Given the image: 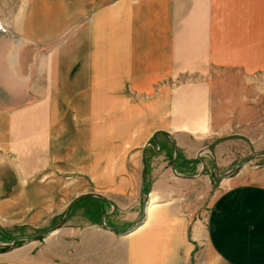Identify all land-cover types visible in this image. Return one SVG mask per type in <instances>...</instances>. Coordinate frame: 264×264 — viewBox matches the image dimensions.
I'll use <instances>...</instances> for the list:
<instances>
[{
  "label": "crops",
  "instance_id": "obj_1",
  "mask_svg": "<svg viewBox=\"0 0 264 264\" xmlns=\"http://www.w3.org/2000/svg\"><path fill=\"white\" fill-rule=\"evenodd\" d=\"M22 1L29 3L27 8L1 16L21 18L23 23L27 19L23 32L42 39L70 34L69 45H60L58 53L46 60H50L48 73L45 63L38 62V80L48 82L43 97L47 92L53 91L52 96L68 92L70 110L77 112L80 101L89 109V100L97 99L107 104V114L116 110L120 114L128 113L127 99L148 96L155 98L150 103L151 114L182 113L167 118L166 127L190 128L209 120L206 88L175 83L180 74L194 73L191 70L209 71L205 45L213 33L214 0ZM226 2L237 8L238 0ZM1 73L9 79L8 72ZM27 82L25 87L20 85L21 90ZM10 88L6 82L1 87L3 91ZM31 115L30 110L0 109V195L17 198L0 202V220H7L8 214L20 217L29 207L36 208L33 214L42 212V219L56 211L55 202H45L46 194H51L46 183L31 184L29 178L38 175L34 171L45 170L46 159H54L46 148L51 145L52 150L58 142L30 141L29 128L36 123L31 122ZM107 123L110 129L121 128L110 118ZM14 130L18 137L13 138ZM8 149L11 153L6 155ZM12 154L14 158H7ZM107 157L103 162L117 163L118 155ZM39 162L42 168L36 165ZM103 172L112 173L110 167ZM260 180L225 181L201 216L195 217L193 211L203 196L200 192L176 194L172 190L166 204H149L145 215L142 210L130 225L144 218L126 233L104 226L102 218L82 228L62 225L43 242L32 240L0 250V264H189L191 258L194 264H264V175ZM99 194L114 207L113 200L121 201ZM122 201L118 206H123L126 217L136 216ZM110 217L116 216L111 213Z\"/></svg>",
  "mask_w": 264,
  "mask_h": 264
},
{
  "label": "rangeland",
  "instance_id": "obj_2",
  "mask_svg": "<svg viewBox=\"0 0 264 264\" xmlns=\"http://www.w3.org/2000/svg\"><path fill=\"white\" fill-rule=\"evenodd\" d=\"M28 4L22 0H0V109H9L14 113L30 110L31 122H36L29 128L30 141L44 138L45 141L58 142L52 150H49L51 145L46 148L47 153L49 151L55 156L54 159H46L45 170H36L34 172L38 175L29 178L31 184L34 181L46 183L51 194H46L45 202H55L56 211L46 214L44 219L40 216L42 212L33 214L36 208L29 207L23 211L26 206L20 212V217L8 214L7 220H0V243H9V246L0 244V250L19 246L25 241L23 237L34 235L60 221L69 202L86 192L112 195L121 201L113 200L114 207L99 197L81 198L71 206L62 227L82 228L89 226L90 222H101L102 218L105 223L123 230L134 228L144 218L130 225L143 210V151L157 129H165L171 136L158 133V141L154 145H146L143 187L147 195L146 208L149 204H166L168 192L171 194L172 190L176 194L200 192L203 196L198 203L195 202L197 207L193 211L195 217L198 214L201 216L208 209L214 191L222 188L221 184L225 181L260 182L263 179L264 0H238L236 9L226 0H214L213 33L208 35L205 45L209 71L191 70L194 73L180 74L175 83L197 87L203 85L205 92L208 91L210 118L206 123L196 122L190 128L166 127L164 122L167 118L182 113L151 114L148 111L155 98L151 100L148 96L127 99L128 113L120 114L117 110L107 114V104L102 105L97 99L94 102L93 99L89 100V109L82 106L80 101L81 107L77 112L72 107L70 110L68 92L59 91L52 96V91L43 97L48 82L38 80V62L45 63L48 73L50 58L58 53L60 45H69L70 34L42 39L36 33L23 32L28 25L27 19L23 23L21 18L6 19L1 16H10L14 9L17 14ZM48 59L49 62L46 61ZM1 69L9 73V79L1 73ZM26 80V89L21 90L20 85L23 83L25 87ZM5 82L11 87L10 91L1 89ZM137 108L139 113H136ZM109 118L116 126L118 121L121 128L110 129L107 123ZM15 132L13 138L18 137V131ZM10 151L8 149L6 155ZM199 152L205 162L204 168ZM108 154L111 159L118 155L117 163L103 162L108 160ZM248 155L250 157L244 164L222 177ZM10 156L14 158L15 155L7 158ZM173 161L178 173L202 174L193 179L175 177ZM36 165L42 168V162ZM107 167L112 172L109 176L103 172ZM27 179L24 177L23 182L26 183ZM129 193L131 196H127ZM15 199L13 195H0V202ZM122 200L132 207L131 210H135L136 216L126 217L125 211H121ZM119 202L122 205L118 206ZM108 212L116 217H104ZM44 238L36 241L43 242ZM13 241L15 244L12 246ZM189 264H194V258Z\"/></svg>",
  "mask_w": 264,
  "mask_h": 264
},
{
  "label": "water",
  "instance_id": "obj_3",
  "mask_svg": "<svg viewBox=\"0 0 264 264\" xmlns=\"http://www.w3.org/2000/svg\"><path fill=\"white\" fill-rule=\"evenodd\" d=\"M158 133H165L166 135L168 136H171V134L167 131V130H163V129H157L153 132L152 134V140H149L147 141L146 145L148 144H151V145H154V142H157V134ZM146 145L144 147V151H143V169H142V182H141V196H142V199H143V210H144V215H145V209H146V202H147V195L144 193V190H143V187H144V184H145V175H146V160H145V150H146ZM176 150V149H175ZM202 152V151H201ZM201 152H199L198 156L199 158L201 159V161L203 162V168H204V160L201 158ZM214 157H215V154L213 153ZM177 157V150L175 152V158ZM250 157V155H248L242 162H240L239 164H237L236 166H234L233 168H231L229 171L225 172L222 177H225L227 174H229L230 172H232L236 167H239L241 166L242 164H244L247 159ZM175 162L173 161L172 163V171L175 175L179 176V177H184V178H195L197 177L198 175L202 174V172H200L199 174L197 175H184V174H181V173H178L177 170L175 169V166H174ZM99 197V198H104L103 195L99 194V193H95V192H86V193H82V194H79L78 196L74 197L70 202L69 204L67 205L66 207V211L64 213V216L62 217V219L60 221H58L57 223H55L54 225L42 230V231H39L38 233L34 234V235H30L28 237H23L22 240H25L24 242H27V241H32V240H37L41 237H45L47 235H49L50 233L54 232L55 230H57L59 227L62 226V224L65 222V219L71 209V206L78 200H80L81 198H84V197ZM111 213V212H110ZM110 213H107L104 215V217L106 215H109ZM102 223L104 226L110 228V229H113V230H116V231H119L121 233H126L128 231H131L133 229V227H130L129 229H126V230H123V229H120L116 226H113V225H108L105 223L104 220H102ZM2 245H5V246H9V243H0ZM12 246L13 244H15V241H13V243H11Z\"/></svg>",
  "mask_w": 264,
  "mask_h": 264
},
{
  "label": "trees",
  "instance_id": "obj_4",
  "mask_svg": "<svg viewBox=\"0 0 264 264\" xmlns=\"http://www.w3.org/2000/svg\"><path fill=\"white\" fill-rule=\"evenodd\" d=\"M7 249V248H6Z\"/></svg>",
  "mask_w": 264,
  "mask_h": 264
}]
</instances>
